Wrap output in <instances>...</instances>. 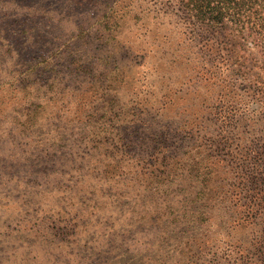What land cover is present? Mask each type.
I'll return each mask as SVG.
<instances>
[{
  "label": "rangeland",
  "instance_id": "obj_1",
  "mask_svg": "<svg viewBox=\"0 0 264 264\" xmlns=\"http://www.w3.org/2000/svg\"><path fill=\"white\" fill-rule=\"evenodd\" d=\"M171 10L0 0V264H229L230 170L172 139L220 92Z\"/></svg>",
  "mask_w": 264,
  "mask_h": 264
},
{
  "label": "trees",
  "instance_id": "obj_2",
  "mask_svg": "<svg viewBox=\"0 0 264 264\" xmlns=\"http://www.w3.org/2000/svg\"><path fill=\"white\" fill-rule=\"evenodd\" d=\"M161 2L202 66L195 81L207 77L220 92L196 126L172 139L193 141L190 161L207 157L230 170L215 202H226L243 237L223 249L225 262L264 264V0Z\"/></svg>",
  "mask_w": 264,
  "mask_h": 264
}]
</instances>
